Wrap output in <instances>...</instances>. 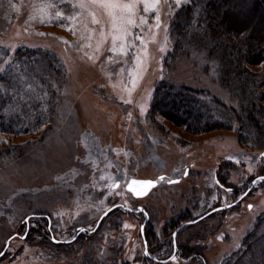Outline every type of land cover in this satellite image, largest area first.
<instances>
[{"label": "rangeland", "instance_id": "374dc122", "mask_svg": "<svg viewBox=\"0 0 264 264\" xmlns=\"http://www.w3.org/2000/svg\"><path fill=\"white\" fill-rule=\"evenodd\" d=\"M113 2L121 7L0 0L2 50L11 39L33 47L44 41L50 62L64 70L58 81L45 76L58 105L53 123L0 138V264H264V139L253 136L244 114L236 117L238 102L215 76L206 45L190 42L194 25L201 26L193 19L198 6L159 0L145 11L143 0ZM184 13L191 24L180 23V37L176 21ZM256 16L242 31H261ZM179 88L222 103L227 119L190 132L179 124L182 111L159 104L161 90L169 91L161 102H179ZM251 109L264 127V111ZM133 178L156 184L139 200L126 189ZM137 205L148 215L144 231L157 261L143 255L145 213ZM81 227L75 241L59 242Z\"/></svg>", "mask_w": 264, "mask_h": 264}, {"label": "trees", "instance_id": "16d2710c", "mask_svg": "<svg viewBox=\"0 0 264 264\" xmlns=\"http://www.w3.org/2000/svg\"><path fill=\"white\" fill-rule=\"evenodd\" d=\"M190 1L194 2L192 5L198 6L193 19L201 25L198 29L197 24L194 25L190 33L192 35V39L189 38L190 42L199 46L201 43L206 45L208 58L216 61L215 76L218 77L222 87L225 85L228 90H231L230 92L238 102L239 109H236L239 115L237 113L236 117L244 114V121L248 124L253 136L255 133L264 139V127L258 128V121L252 117L251 113L253 105L257 106L260 111H264V27H261V31H255L251 35L245 30V32L242 31L248 26L244 21L249 20L253 23L255 19L257 20V11L260 17L259 22L264 25V0ZM185 14L176 21L180 37L182 35L180 31L182 24L180 23L184 21L185 24H191L188 14ZM217 35L220 36L219 39ZM17 39H11L12 42H9L6 51L0 46V138L10 135L37 134L53 123L58 107V105L55 106L52 84L45 76L58 81L64 70L61 73L56 63L50 62L48 53L51 46L39 40L46 46L38 43L36 45L42 48L33 47L34 44L31 45ZM41 49L42 52H40ZM232 49L236 51L234 53L237 59L242 57L245 60V65H237L234 56L230 53ZM167 54L171 55V58L174 55L171 51ZM29 55L35 56L30 59ZM53 59L54 57H51V60L55 62L56 60ZM257 65H261L262 68L259 72L252 69ZM230 79L235 83L228 87L227 84L231 83ZM164 89L174 90L170 85ZM183 91L184 88H179L177 93L180 100L175 103L172 99L161 102V97L169 92L161 90L159 104L166 105L170 102L174 111H182L184 120L180 119L179 124H183L190 132L208 131L209 128L213 129L217 124L223 123V119H227L222 103L219 102V107H216L199 95L189 93L186 95ZM212 100L217 104L218 101L215 98ZM154 102L152 108L154 107L159 112ZM183 105L186 107L185 111H183ZM204 118L209 119L208 126H205ZM174 122L177 123V121Z\"/></svg>", "mask_w": 264, "mask_h": 264}, {"label": "flooded vegetation", "instance_id": "af4514ba", "mask_svg": "<svg viewBox=\"0 0 264 264\" xmlns=\"http://www.w3.org/2000/svg\"><path fill=\"white\" fill-rule=\"evenodd\" d=\"M186 172V171H185ZM178 181V180H177ZM176 182V181H175ZM128 183V182H127ZM127 183H126V185H127ZM117 185L119 184V182H117L116 183ZM116 184H115V187H116ZM126 189H127V191H128V193H131L132 194V196L134 197V198H138L139 200H141V198H144L145 196H147L148 195V193H150V191L152 190V188L148 191V192H143V194H141V195H139V196H137V195H135V194H133V192L129 189V187L128 186H126ZM125 189V190H126ZM120 205L121 204H117V205H115V206H111V207H109L108 209H106V210H104L101 214H100V216L97 218V220H96V223H95V226H94V228L92 229V231L93 230H95L96 228H97V226H98V224H99V222L104 218V217H106L112 210H114L115 208H117V207H120ZM215 208H217V209H215ZM214 209H212V210H210V211H208V212H206L205 214H203L202 216H200L199 217V219H197L196 220V222H198V221H200L201 219H203V218H205V217H207V216H209L210 214H212V213H214V212H216L217 210H219L221 207L220 206H217V207H215ZM140 209H143V211H140ZM128 211H130L129 209H128ZM136 211L137 212H139V213H145V208L143 207V206H141V205H137L136 206ZM147 214L145 213V217H144V220H143V223H141V225H140V227H139V231H140V236L142 237V242H143V255L146 257V258H149V259H151V260H154V261H157L159 258H157V256H155L154 255V252H150L149 251V245H148V240L146 239V233H145V231H144V226H145V224H146V222H147V219H148V215L146 216ZM183 225H180L179 227L180 228H182V227H185V226H187V225H189V223H182ZM81 229H83V232L84 231H86V229L83 227H81V228H77L76 229V233L74 234V236L71 238V239H69V240H61V241H59L60 243H69V242H73V241H75L76 240V238L82 233V231H81ZM175 231V234L177 233V230H174ZM173 231V232H174ZM79 234V235H78ZM58 242V243H59ZM171 245L173 246V252H172V255H171V257H173L174 255H175V253H177V249H176V243L175 242H171ZM160 256V255H159ZM158 256V257H159ZM121 264V263H120ZM128 264V263H127Z\"/></svg>", "mask_w": 264, "mask_h": 264}, {"label": "snow or ice", "instance_id": "6c2138e0", "mask_svg": "<svg viewBox=\"0 0 264 264\" xmlns=\"http://www.w3.org/2000/svg\"><path fill=\"white\" fill-rule=\"evenodd\" d=\"M90 2L94 5L98 4L99 6L103 7V8H107V9H115L117 7H121L120 5H117L116 3L113 2V0H90ZM144 5H145V11H148L150 8H155L156 5L159 3V0H143ZM82 7L85 6L84 3L81 4ZM123 8L127 9L129 12L131 11V5H123ZM158 19V18H157ZM98 21L95 20V17L93 18V23H97ZM145 21L142 19L141 23H144ZM128 23L131 24L133 23L132 20H128ZM115 39V37L113 38ZM139 39V38H138ZM141 43H143V40H141ZM133 85H135V79H133ZM126 102H130V101H126ZM262 156H264V153L261 154ZM160 179H163L162 177ZM264 179V178H261ZM155 182L153 181H136V180H132L129 183V189L133 192V194L139 196L143 193V189H138L133 187V185H137V184H144L145 186H150L152 184H154ZM252 205H249V208L251 209ZM140 211H143V209H140ZM81 231H83V229H81Z\"/></svg>", "mask_w": 264, "mask_h": 264}, {"label": "water", "instance_id": "95a60500", "mask_svg": "<svg viewBox=\"0 0 264 264\" xmlns=\"http://www.w3.org/2000/svg\"><path fill=\"white\" fill-rule=\"evenodd\" d=\"M132 180H136V181H153V182H155L154 180H150V179H146V180H144V179H134V178H133V179H130V180L128 181V183H127V186H128V187H129V183H130ZM155 184H156V182H155L154 184L150 185V186H145L144 184H137V185H133V187L138 188V189H143V192L145 193V192H148L152 187H154ZM142 194H143V193H142ZM173 235H175V232H174Z\"/></svg>", "mask_w": 264, "mask_h": 264}]
</instances>
